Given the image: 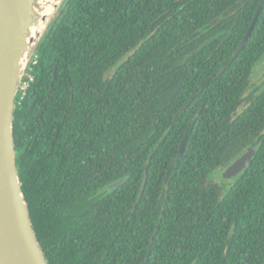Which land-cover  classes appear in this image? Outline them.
Listing matches in <instances>:
<instances>
[{"label": "trees", "instance_id": "trees-1", "mask_svg": "<svg viewBox=\"0 0 264 264\" xmlns=\"http://www.w3.org/2000/svg\"><path fill=\"white\" fill-rule=\"evenodd\" d=\"M259 1L63 2L13 121L49 264H264V4L234 55ZM249 146L236 177L211 176Z\"/></svg>", "mask_w": 264, "mask_h": 264}, {"label": "water", "instance_id": "water-1", "mask_svg": "<svg viewBox=\"0 0 264 264\" xmlns=\"http://www.w3.org/2000/svg\"><path fill=\"white\" fill-rule=\"evenodd\" d=\"M65 0H0V264H49L37 237L28 203L19 176L14 141V109L16 98L34 52L48 26ZM260 0L247 32L240 40L237 55L250 36L262 10ZM51 6L50 12L46 8ZM195 92L183 103L186 108ZM186 130L178 153L171 161L166 177L182 155L187 142ZM255 148L246 150L228 164L222 177L233 179L246 168L255 154ZM147 178L144 171L135 210ZM117 185V183H114ZM154 234L150 237L146 256Z\"/></svg>", "mask_w": 264, "mask_h": 264}, {"label": "rangeland", "instance_id": "rangeland-1", "mask_svg": "<svg viewBox=\"0 0 264 264\" xmlns=\"http://www.w3.org/2000/svg\"><path fill=\"white\" fill-rule=\"evenodd\" d=\"M264 80V56L253 66L250 74V83L255 87L260 85ZM222 171H216L211 176H214L218 182H222Z\"/></svg>", "mask_w": 264, "mask_h": 264}, {"label": "built area", "instance_id": "built-area-1", "mask_svg": "<svg viewBox=\"0 0 264 264\" xmlns=\"http://www.w3.org/2000/svg\"><path fill=\"white\" fill-rule=\"evenodd\" d=\"M30 79H32V77L30 76ZM26 83L22 81L20 89L19 90H23L25 87Z\"/></svg>", "mask_w": 264, "mask_h": 264}, {"label": "bare ground", "instance_id": "bare-ground-1", "mask_svg": "<svg viewBox=\"0 0 264 264\" xmlns=\"http://www.w3.org/2000/svg\"><path fill=\"white\" fill-rule=\"evenodd\" d=\"M51 9H52V7H51V6H48V7L46 8V11H47V12H50Z\"/></svg>", "mask_w": 264, "mask_h": 264}]
</instances>
